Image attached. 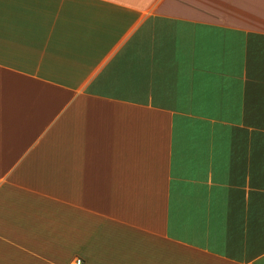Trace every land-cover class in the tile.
<instances>
[{
    "label": "crops",
    "instance_id": "obj_1",
    "mask_svg": "<svg viewBox=\"0 0 264 264\" xmlns=\"http://www.w3.org/2000/svg\"><path fill=\"white\" fill-rule=\"evenodd\" d=\"M264 264V0H0V264Z\"/></svg>",
    "mask_w": 264,
    "mask_h": 264
},
{
    "label": "built area",
    "instance_id": "obj_2",
    "mask_svg": "<svg viewBox=\"0 0 264 264\" xmlns=\"http://www.w3.org/2000/svg\"><path fill=\"white\" fill-rule=\"evenodd\" d=\"M72 264H77V263L74 262V263H72Z\"/></svg>",
    "mask_w": 264,
    "mask_h": 264
}]
</instances>
